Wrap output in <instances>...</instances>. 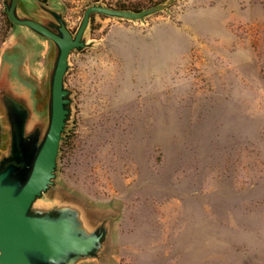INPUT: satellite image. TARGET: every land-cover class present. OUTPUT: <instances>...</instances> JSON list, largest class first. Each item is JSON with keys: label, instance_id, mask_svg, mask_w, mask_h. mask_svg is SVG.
I'll return each mask as SVG.
<instances>
[{"label": "rangeland", "instance_id": "1", "mask_svg": "<svg viewBox=\"0 0 264 264\" xmlns=\"http://www.w3.org/2000/svg\"><path fill=\"white\" fill-rule=\"evenodd\" d=\"M88 3L17 0L14 14L74 36ZM11 5L0 0V168L25 159L24 180L59 48L12 23ZM145 12L90 15L63 76L55 176L28 213L101 235L68 264H264V0Z\"/></svg>", "mask_w": 264, "mask_h": 264}, {"label": "water", "instance_id": "2", "mask_svg": "<svg viewBox=\"0 0 264 264\" xmlns=\"http://www.w3.org/2000/svg\"><path fill=\"white\" fill-rule=\"evenodd\" d=\"M17 0H12L8 18L50 39L59 48L51 83L50 118L47 132L32 160L26 179L17 178L25 166V159L11 160L0 168V264H68L73 254H88L101 235L81 236L73 231L66 216H35L28 213L31 204L51 184L56 158L64 130L69 100L63 87V76L71 50L83 46L82 35L92 13L137 19L145 11L120 10L110 6L91 5L83 14L74 36L62 35L30 19H18L14 14Z\"/></svg>", "mask_w": 264, "mask_h": 264}, {"label": "trees", "instance_id": "3", "mask_svg": "<svg viewBox=\"0 0 264 264\" xmlns=\"http://www.w3.org/2000/svg\"><path fill=\"white\" fill-rule=\"evenodd\" d=\"M40 2H45L47 0H39ZM167 0H90L88 5H105L113 6L114 8L126 11H146L157 8L164 4ZM113 4V5H112Z\"/></svg>", "mask_w": 264, "mask_h": 264}, {"label": "crops", "instance_id": "4", "mask_svg": "<svg viewBox=\"0 0 264 264\" xmlns=\"http://www.w3.org/2000/svg\"><path fill=\"white\" fill-rule=\"evenodd\" d=\"M40 146V145H39ZM39 148V147H38Z\"/></svg>", "mask_w": 264, "mask_h": 264}]
</instances>
